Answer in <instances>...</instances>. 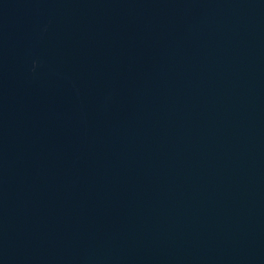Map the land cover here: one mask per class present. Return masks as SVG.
<instances>
[{"label": "water", "instance_id": "1", "mask_svg": "<svg viewBox=\"0 0 264 264\" xmlns=\"http://www.w3.org/2000/svg\"><path fill=\"white\" fill-rule=\"evenodd\" d=\"M0 264H264V0H0Z\"/></svg>", "mask_w": 264, "mask_h": 264}]
</instances>
